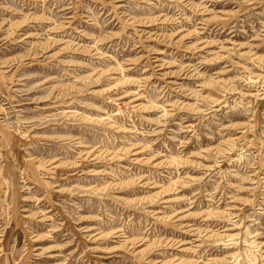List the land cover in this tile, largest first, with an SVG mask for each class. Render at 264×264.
Returning a JSON list of instances; mask_svg holds the SVG:
<instances>
[{
    "label": "rangeland",
    "instance_id": "rangeland-1",
    "mask_svg": "<svg viewBox=\"0 0 264 264\" xmlns=\"http://www.w3.org/2000/svg\"><path fill=\"white\" fill-rule=\"evenodd\" d=\"M0 264H264V0H0Z\"/></svg>",
    "mask_w": 264,
    "mask_h": 264
},
{
    "label": "bare ground",
    "instance_id": "bare-ground-1",
    "mask_svg": "<svg viewBox=\"0 0 264 264\" xmlns=\"http://www.w3.org/2000/svg\"><path fill=\"white\" fill-rule=\"evenodd\" d=\"M137 152V151H136ZM232 235V234H231Z\"/></svg>",
    "mask_w": 264,
    "mask_h": 264
}]
</instances>
